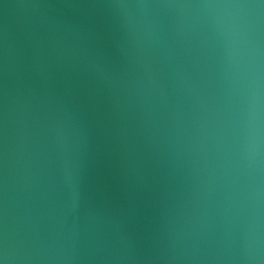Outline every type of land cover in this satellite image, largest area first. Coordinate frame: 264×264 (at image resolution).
Returning <instances> with one entry per match:
<instances>
[{
    "label": "water",
    "instance_id": "obj_1",
    "mask_svg": "<svg viewBox=\"0 0 264 264\" xmlns=\"http://www.w3.org/2000/svg\"><path fill=\"white\" fill-rule=\"evenodd\" d=\"M0 264H264V0H0Z\"/></svg>",
    "mask_w": 264,
    "mask_h": 264
}]
</instances>
